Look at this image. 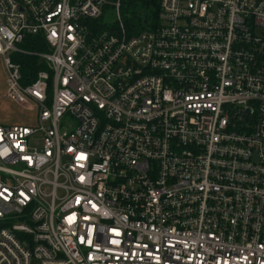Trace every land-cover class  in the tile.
Returning a JSON list of instances; mask_svg holds the SVG:
<instances>
[{
    "label": "built area",
    "instance_id": "obj_1",
    "mask_svg": "<svg viewBox=\"0 0 264 264\" xmlns=\"http://www.w3.org/2000/svg\"><path fill=\"white\" fill-rule=\"evenodd\" d=\"M134 1L0 0V264H264V0Z\"/></svg>",
    "mask_w": 264,
    "mask_h": 264
},
{
    "label": "rangeland",
    "instance_id": "obj_2",
    "mask_svg": "<svg viewBox=\"0 0 264 264\" xmlns=\"http://www.w3.org/2000/svg\"><path fill=\"white\" fill-rule=\"evenodd\" d=\"M126 9V10H125ZM123 11V18L129 21L133 17L132 7H125ZM137 12L142 17L149 15L147 8H138ZM107 22L113 20V16L110 13H106ZM151 22V20H150ZM6 90V73L2 60L0 59V125L4 126H36L35 113L25 108L20 103L11 101L10 99H4V92Z\"/></svg>",
    "mask_w": 264,
    "mask_h": 264
},
{
    "label": "trees",
    "instance_id": "obj_3",
    "mask_svg": "<svg viewBox=\"0 0 264 264\" xmlns=\"http://www.w3.org/2000/svg\"><path fill=\"white\" fill-rule=\"evenodd\" d=\"M158 0H136L133 3V20L129 22L128 29L131 32L134 30L131 27L136 25V17H138L137 10L138 8H147L152 4L157 8ZM40 36L38 37H29L22 44V49L30 53H44L46 52V44ZM13 61L21 66V71L25 81L32 82L36 79V76L39 71L47 70L46 64L41 62L37 56L25 55V54H14Z\"/></svg>",
    "mask_w": 264,
    "mask_h": 264
}]
</instances>
